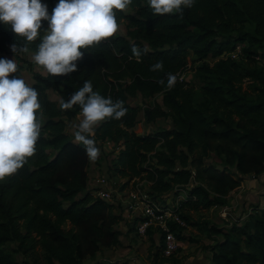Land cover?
Segmentation results:
<instances>
[{
  "label": "trees",
  "instance_id": "16d2710c",
  "mask_svg": "<svg viewBox=\"0 0 264 264\" xmlns=\"http://www.w3.org/2000/svg\"><path fill=\"white\" fill-rule=\"evenodd\" d=\"M41 3L52 11L59 0ZM114 11L117 24L126 23V35L114 34L87 51L81 49L84 55L73 73L35 74L32 87L41 104L37 113L41 134L34 156L0 181V264H18L10 243H18L19 250L33 256L39 248L46 264H84L103 247L121 243L116 226L123 217L114 212V204L88 190L85 147L66 133V121L82 111L79 106L60 107V101L69 100L85 81L105 98L123 101L127 109L120 120L101 122L93 137L96 146L111 141L119 148L116 174L130 180L148 174L151 193L158 195L176 186V195L187 192L175 209L186 221L190 211L225 205L226 196L239 186L235 176L264 172V66L257 65L264 61V0H195L183 9L182 17L175 12L154 14L148 0H132L126 11ZM47 28V21H42L38 37L28 42L15 36L10 25L0 23V53L14 43L36 53ZM245 43L242 55L232 58L238 45ZM133 45L147 52L137 58ZM190 53L205 84L201 102L178 78ZM207 59L216 62L211 65ZM247 59L255 65L247 64ZM158 61L163 70L151 71ZM20 70L18 66L11 75L20 76ZM168 73L177 77L171 89L165 86ZM245 79L252 81L254 96L243 92ZM50 89L59 102L49 98ZM158 94L163 95V106L147 107L144 115L151 121L171 117L174 127L141 136L134 130L140 108L130 98ZM201 145L235 166L234 174L206 165ZM151 160L156 162L150 165ZM192 182L196 183L188 187ZM136 223L137 219L134 229ZM172 227L179 238L180 228ZM206 230L221 236L211 246L210 264H264V207L255 208L242 223L223 230L212 224ZM160 243L162 248L163 236Z\"/></svg>",
  "mask_w": 264,
  "mask_h": 264
},
{
  "label": "clouds",
  "instance_id": "9594fccd",
  "mask_svg": "<svg viewBox=\"0 0 264 264\" xmlns=\"http://www.w3.org/2000/svg\"><path fill=\"white\" fill-rule=\"evenodd\" d=\"M195 0H148L154 14L179 13L193 6ZM132 0H59L52 14L41 0H0V23L10 25L15 36L36 40L47 21V34L32 57L38 67L46 73L60 77L77 71V63L84 53L102 40H107L118 31L116 12H124ZM15 54L28 52L27 47L10 46ZM147 49L133 45L132 53L139 58ZM151 71H162L163 62L151 66ZM15 59H0V181L11 177L21 169L27 158L36 153V143L41 134V122L37 113L41 109L38 92L29 86L19 75ZM11 76V78H10ZM167 82L160 83L171 89L177 77L168 73ZM79 106L82 120L75 126L74 139L81 143L91 162L100 156V149L93 138L96 127L106 119L120 120L127 113L123 101H113L93 90L91 81L75 91L67 101H60L62 110Z\"/></svg>",
  "mask_w": 264,
  "mask_h": 264
},
{
  "label": "rangeland",
  "instance_id": "374dc122",
  "mask_svg": "<svg viewBox=\"0 0 264 264\" xmlns=\"http://www.w3.org/2000/svg\"><path fill=\"white\" fill-rule=\"evenodd\" d=\"M128 11L133 12L130 8ZM48 12L50 15L52 14L49 8ZM116 34H127L126 23L118 25ZM245 47H247V43L238 45L236 51L230 56L236 55L235 59L239 58ZM34 54V52L28 51L16 53L14 56L13 52L8 48L7 51L0 53V59H15L17 65L21 67L20 77L32 87L35 83V74H47L42 67H38L35 64L32 59ZM248 60L246 61L247 64L250 66L255 65L253 62L248 63ZM207 61L211 65L216 62L213 59H207ZM257 65L264 66V61L258 60ZM198 66L199 63L196 61V57L190 53L187 58V65L178 73V78L185 84L186 89H192L195 92L196 102H201L205 84L199 76ZM251 86L252 81L245 79L242 85L243 92H246L249 96H254ZM47 94L51 100L60 101V97L53 90H48ZM130 103L140 108L134 128L139 135L146 136L159 131L173 129L174 124L171 117H162L151 121L144 115V109L147 107L154 108L157 104L163 106L162 94L147 99H143L141 96L130 98ZM82 118V114H80L76 118L66 121V133L73 141H75V126L79 124ZM162 143H159L158 146L162 145ZM97 147L101 153L99 158L95 162L89 160L87 166L88 190L93 196L98 197L99 182L104 179L107 184L106 188L112 189L114 192V201L110 203L114 204V212L121 214L123 217L122 221L116 226V229H120L121 243L116 247H103L95 257H88L84 264H96L99 262L103 264H112L114 262L125 264H210L211 246L220 240L221 236L216 232L209 234L206 228L212 224L222 230L223 228H229L232 223H242L255 208L264 207V172L259 175L254 173L242 175V178L235 176L239 186L226 196L225 205L215 206L207 210L190 211V221H186L183 218L186 222V227L180 228L178 231L180 235L178 238L180 242L178 251L172 257H164L160 243L161 235L154 230L146 236L137 235L134 229V221L137 215L128 211L125 205L118 201V197L121 196L125 199L132 191H140L142 195H147L152 200L158 201L165 208L175 210L185 201L187 192L178 190L182 192H180V195H176L175 191L178 187L176 186L175 190L164 192L161 195L151 193L153 182L148 174L131 180L116 174L114 167L119 156V148L113 142L100 141L97 143ZM201 151L206 165H214L220 170L225 169L234 174L235 166L226 163L224 159L212 152L206 145H201ZM151 162L150 165L156 161L151 160ZM195 183L192 182L188 187ZM126 202L127 200L125 199ZM178 213L180 214V212ZM18 246V243L8 244L18 264H46L39 248L36 249L37 254L33 256L30 252L25 253L19 250Z\"/></svg>",
  "mask_w": 264,
  "mask_h": 264
},
{
  "label": "built area",
  "instance_id": "2783aa9c",
  "mask_svg": "<svg viewBox=\"0 0 264 264\" xmlns=\"http://www.w3.org/2000/svg\"><path fill=\"white\" fill-rule=\"evenodd\" d=\"M233 55L232 58H235ZM97 196L105 201H114V192L106 188V180H100ZM125 199L127 202L125 203ZM118 197V201L123 203L126 209L136 213L137 223L135 231L139 236H146L149 230H154L161 237L163 236L162 254L164 257H172L179 249L180 242L175 234L172 225L179 228L186 227L185 220L175 211L165 208L158 201H154L147 195H142L140 191H132L126 198Z\"/></svg>",
  "mask_w": 264,
  "mask_h": 264
},
{
  "label": "crops",
  "instance_id": "0c3cea01",
  "mask_svg": "<svg viewBox=\"0 0 264 264\" xmlns=\"http://www.w3.org/2000/svg\"><path fill=\"white\" fill-rule=\"evenodd\" d=\"M136 220V219H135ZM135 222V221H134ZM118 230H120V229H118ZM214 245V244H213ZM211 254V253H210ZM210 261V260H209ZM210 263V262H209Z\"/></svg>",
  "mask_w": 264,
  "mask_h": 264
}]
</instances>
